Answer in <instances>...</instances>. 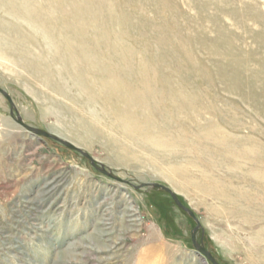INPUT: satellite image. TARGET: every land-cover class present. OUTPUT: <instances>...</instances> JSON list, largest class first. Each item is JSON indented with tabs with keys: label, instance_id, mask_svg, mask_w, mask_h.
<instances>
[{
	"label": "rangeland",
	"instance_id": "obj_1",
	"mask_svg": "<svg viewBox=\"0 0 264 264\" xmlns=\"http://www.w3.org/2000/svg\"><path fill=\"white\" fill-rule=\"evenodd\" d=\"M149 1L151 0H136V2H138L137 7L140 8L142 4L141 9L144 7V12L140 9H138L139 11L135 10V13L133 12L134 17L131 18V21H133L131 26L132 30L130 29L126 36L127 41L133 45L149 42L154 46L152 50L148 49L149 53H157L159 56H161V54L162 56H172V54H170L171 52H165L161 47H158V41L160 37L164 36L163 33L165 34V32L170 38L172 36L175 37L171 38L172 41L174 40V43H186L188 47L185 46L186 48L183 49L185 52H190L192 50L193 53H191L192 51L190 53L196 58L194 61L193 55H190L191 61L189 62L190 65H188L190 67L200 66V63L204 64V62L206 63L207 61L206 65L209 66L210 77L214 83L211 85L205 83L209 88L203 85L205 88H203V90L208 94L210 93V98H219V103L217 102V105L224 109L226 106L227 113H231L230 115L232 117L239 116L237 118L242 122V127L238 130L227 123L218 121L215 115L216 120L222 127L219 128L225 130V134L230 133L229 137L232 139L238 136V138L243 136L245 138V134H247V137L253 136L258 139L257 141L262 143L264 137V107H262L264 105V91H261L264 90V14H262V11H264V0ZM167 1H171L174 7L169 8L168 6H163ZM17 2H19L20 6L24 4H22V2H24L23 0H17ZM32 2L34 3V1ZM222 5H224V7ZM34 6L37 9H41V6L45 7L43 2L41 3L40 1H35ZM128 6H130V4ZM149 6L150 8L147 10ZM252 6L255 8L253 9ZM1 8L2 7H0V14L3 17L0 15V25L16 26V30H20V32L22 30L24 35L28 37L31 36L30 38L33 40L38 39V41H42L47 39L50 32L37 31L34 23L28 18L30 16H28L29 13L27 11H25L26 13L24 12L22 17L17 16L16 18V15ZM130 9L131 11L134 10L129 7V11ZM168 9H170L171 12ZM158 10L161 11L159 12ZM221 10H223V12ZM238 10L239 13H241L240 15L243 16L245 14L246 17L244 15L245 18H240ZM1 12L4 13L2 14ZM138 12L142 14L140 15ZM144 14L145 16H143ZM169 14H172L171 17H169ZM173 16H176L178 21L175 20ZM200 16L204 18H200ZM205 16L208 20L205 19ZM165 17L166 19L169 17L168 21H165ZM259 17L263 19H261L263 22ZM172 20H174L173 22H177V25H174ZM164 21L165 24H163ZM208 21H210V23ZM169 22H172L170 24L171 26ZM137 23H140L143 25L142 27L145 28V37L139 36L138 26L136 28ZM147 23L148 25L146 26ZM200 23H203L201 27ZM198 24L200 25L198 26ZM150 26L152 28L151 31ZM208 27L211 32H208ZM234 28L238 30L236 31ZM164 29H166V31ZM195 29L198 30V32ZM239 29L240 32H238ZM160 30L162 31L160 32ZM168 30L169 32H167ZM27 31L30 32L28 35L26 34ZM231 32L232 34L230 35ZM132 33H134V35ZM234 33L237 37L241 35L237 38ZM222 34H224V37L221 36ZM253 35L256 36L254 37ZM192 36H196V38L194 39ZM139 37H141V39H146L141 41ZM255 38L259 40L260 43L257 42ZM228 39L230 42L227 41ZM242 39L244 40L242 41ZM187 40L188 42H186ZM202 40L209 46L204 43H202V45ZM189 41H191V43ZM193 42L196 47L193 46ZM149 43H147V45ZM199 43L202 48L198 45ZM0 47L2 48V46ZM192 47H195V49L193 50ZM36 48L37 50L40 49L43 51H56V48L53 46L47 49L46 46L39 47V45H37ZM207 48L209 49L207 50ZM168 49L170 48L168 47ZM230 49H232L231 52ZM212 50H214V55H212ZM219 52L223 54L221 53L220 55ZM8 54L14 57L11 53ZM27 57L30 58L28 55ZM238 57L243 58L239 60ZM199 59L201 60L199 61ZM258 59H260V61ZM197 60L199 61L198 63H196ZM245 62L247 63L246 66ZM216 64L221 66H217ZM231 65L233 68L229 67ZM228 69L230 71H228ZM211 72L213 73L211 74ZM261 72H263V76L260 74ZM214 74L216 75L214 76ZM225 75H227L226 78H224ZM236 76L238 77L235 80ZM261 77H263V80ZM222 78L224 79L222 80ZM223 81L226 82L223 83ZM227 82L228 84H226ZM0 86L10 94L17 111L27 124L49 132L51 129L57 133L53 134L59 136L58 133H60L62 134V138L64 137L63 139L72 143L73 141L71 140L79 139L78 141H80L84 139V141H80L86 145L81 147L84 151L99 162L100 166L105 167L117 177L127 181L120 182L108 177L93 166L91 161L80 152L56 140L38 136L26 130L18 124L15 119V109L12 108L9 100L0 92V264H213L205 256L197 252L193 245L192 231L197 226L195 219L180 208L168 192L153 187L137 188L142 183H160L169 187L180 201L195 213L201 223V228L196 235L197 241L202 243L206 249L213 254L219 264H262V262L264 264V242L262 243V241H264V239H262L264 238V216H255V218H252L253 221L246 222L235 215L229 214V212H231L230 210H232L231 208L234 207L238 209L241 207L239 205L241 203L237 206L236 204L230 203L225 205L218 199L213 200L211 197L205 195L202 190L198 189V185H196L198 182L196 181H200L198 178H200V176L202 178V172H205V170L203 171L202 167L194 166L191 160V153L187 155V152H185L188 150H192L193 153L199 151L196 150L197 147L195 148L196 144L194 139H190L189 141L186 140L185 148H181L180 144H176L177 147H175L172 141V144L169 142L171 145L169 143L166 144V141L160 139L158 135L149 138V140L142 137L138 138L139 140L137 138H133L135 139L133 140L129 135L128 138L125 137L127 135H123V130L116 135L125 140L123 144H126L124 146L128 148H125L123 145L120 146V144L116 145L115 142H113V144L110 140L112 134L106 131L107 137H103L101 134L99 137H95V139H89L84 134L83 128L84 126L87 127V125L89 127L94 125V119L91 118V115L81 112L82 110L79 104L71 101L61 93L48 88L41 80L31 75V73L27 71V68L18 63L15 58H10L8 55L3 56L2 52H0ZM238 86L241 87L242 90ZM229 87L233 88L230 92H228ZM250 87L253 89H250ZM244 89L246 91H244ZM249 90L251 91L249 92ZM225 92L228 93L226 94ZM243 92H245V94H243ZM228 94L231 95L232 98ZM228 98L229 100H227ZM233 101L236 102L234 104L237 107H235ZM221 103L225 106L223 104L221 105ZM256 107L257 109H255ZM95 110L101 111L99 106H96ZM236 110L239 111V113ZM13 112L14 116L12 115ZM80 123H82V125H79ZM95 127L101 131L104 128L101 124H95ZM69 136H71V138ZM59 137H61V135ZM143 142H145L146 145L149 143V147ZM164 143L168 148H165ZM187 144H189V146ZM161 145H163L164 148ZM246 147L250 148L249 146ZM262 147L264 148L263 143ZM239 148V150H243V152L249 150H244L245 146L243 148L241 144ZM123 149H125V151H123ZM176 149H179L180 152ZM161 150L163 152H161ZM173 152L177 156L173 154ZM126 154L128 158L124 157ZM178 154L180 156H178ZM195 155L202 158L199 152ZM181 156H183L184 159H182ZM224 156H226L225 159L233 158L229 153L223 155V157ZM180 159L184 162L182 160L180 162ZM215 160L217 161V159ZM247 163V161H243L240 158H238L236 162L235 158H233L232 164H227L225 161V165L224 163L222 165L224 166L223 169L220 166L221 168L216 167L215 169L212 167V170L218 176H221V179H228V173H232L234 169L236 172L234 171L233 174L240 172L239 174L242 176H246L257 183H263L264 177L262 172L257 171L256 173L258 176H256L255 172L249 171V163ZM180 164H183L182 166L188 170L184 169ZM167 165L170 168L167 167ZM177 166L181 169L177 170L176 173L178 174L174 173L175 170L174 172L172 171L174 168H177ZM171 168L173 169L171 170ZM168 170L171 172L169 173ZM218 170H220L219 172H222L223 175L219 173ZM181 171L185 173H181ZM188 171H191L192 174ZM181 175H186V177L181 178ZM179 179H184L186 181ZM231 180H234V178L232 177ZM186 182L187 184L184 185ZM239 190L243 193H248L251 198L258 200L260 204L263 203L262 201L264 199L262 198H264V194L262 195V191L259 192L255 189H249L248 186H239ZM259 199H261V201ZM217 205L222 209L225 208L222 210ZM260 208L262 209H259V212H263L262 214L264 215V204L260 206ZM248 209L249 208H246L243 213L250 212ZM231 217L232 219H230ZM253 225H255L254 228ZM257 225L261 226L258 227ZM259 236L262 237L258 239Z\"/></svg>",
	"mask_w": 264,
	"mask_h": 264
},
{
	"label": "bare ground",
	"instance_id": "obj_2",
	"mask_svg": "<svg viewBox=\"0 0 264 264\" xmlns=\"http://www.w3.org/2000/svg\"><path fill=\"white\" fill-rule=\"evenodd\" d=\"M23 1L24 2H22V4L23 3L24 4L20 6L19 5L20 1L17 2V0H0V7H2L1 9L4 8L7 11L16 15V18H17V16L22 17L24 15V12L27 11L29 13L28 16H30L28 18L34 23L36 30L37 31H43V32L48 31V32H50V34L48 35L47 39H44L42 41H38L37 38H36L37 40H33L30 38L31 36L28 37V36L24 35L22 30H21L22 33L20 32V30H16L15 25H14L15 27H13L10 25L6 26L4 24H1L0 25V36L2 38L0 37V46H2V48L0 47L1 48L0 52H2L3 56L8 55V57H10V58H15L18 63L22 64L23 67L25 66L27 68V71H29L31 73V75H33L34 77L41 80L44 85H46L48 88L53 89L56 92H59L62 95L68 97L71 101L76 102L77 104H79V106L82 110L81 112H85V113L91 115V118L94 119L93 120L94 125H92L90 127L87 125V127L84 126V128H83L84 134L86 135L87 138H89V139L94 138L95 139V137H99V135H101V134L103 137H107L108 135L106 134V132H110L113 135V136L111 135V137H110L111 142L112 143L115 142L116 145L120 144V146H122V145L124 146V145H126V144H123L125 142V140L121 139V137L116 135L118 132H121L123 130L122 133H124L123 135H127V136H125L127 138L129 135L130 138H132V139L133 138L138 139V138L142 137V138L149 140V138H153L155 135H158L160 139L166 141L165 142L166 144L169 142L171 143V141H172L175 144V147H177V145L180 144L181 148H183V147L185 148L186 140L189 141L190 139H194L196 145L200 144V145H198L199 147L195 145V148L197 147L196 150H199L198 152L202 155V158L195 155L198 153L197 151L196 152L194 151L195 153H193L192 150L189 151L188 149H186L188 151H185V152H187L186 153L187 155H190L189 153H191V158H192L191 160H192V164L194 166L202 167L203 171L205 170V172H202L203 173L202 178H201V176H200V178H198V179H200V181H196V182H198V184H196V185H198V189L202 190V192H204L205 195L211 197L213 200L218 199L220 202H222V204L224 203L225 205H227V203H230V204H234V205L236 204V206H237L239 203H241V204H239L241 207H239L238 209L234 208V207H233L234 209L231 208L232 210H230L231 212H229V214H232L233 216L235 215V216L241 218L242 220H244L246 222L247 221H253L252 218H255V216L256 217L258 215L264 216L262 214L263 212H259V209L260 210L262 209V208H260V206H263L264 200L262 201L263 203L260 204V202L258 200L251 198L248 193H243L239 190V186H242V187L248 186L249 189H255L259 192L262 191V195H263L264 194V182L263 183H257L254 180L247 178L246 176H242L241 174H239L240 172H238V171H237L238 173L233 174V172L235 171L234 169H233L232 173H228V171H227L228 179L225 177L227 180L221 179V176H218L212 170V167H213V169H215L216 167H220V166L223 169L224 166H222V165H223V163L225 165V161L227 164H232L233 158H235L236 162H237V159L240 158L243 161L245 160L249 163L248 169L250 172L251 171L255 172V173L257 171L262 172V175L264 177V148L262 147V143L264 145V137H263V142L261 143V142L257 141L258 139L254 138L253 136L247 137L248 136L247 134H245L246 135L245 138H244V136L241 138H238L239 137L238 136L237 138L233 137V139H232L229 137L230 133L229 134L224 133L225 130L221 129L222 128L221 124L218 121L227 123V124L231 125L232 127H234L235 129H238V130L241 129L242 122H241V120H239L237 118L239 116H233L232 117L230 115L231 113L228 114L226 111V106L223 103H221V105L223 104L225 106V109L223 107L217 105L219 103V101H218L219 98H217V99L210 98L209 97L210 93L208 94L203 90V88H204L203 85H205V83H208L209 85L214 83L210 77L209 66L206 65L207 61H206V63L204 62V64L200 63V66L190 67L189 62L191 61L190 59H191V56L193 55L191 53H193V51L191 50L192 51V52L190 51L191 53L185 52L184 49L186 48L185 46H187L186 43L181 42V40H180L181 43H178V44H177V42L174 43L173 42L174 40L172 41L171 38H175V37H173L171 34L172 37L170 38V36L168 34H166V32H165V34L162 32L164 36L160 37V40L158 41V44H159L158 47H161L165 52L166 51L171 52L170 54H172V56L171 55L170 56H168V55L162 56L161 53H160L161 56H159L156 52H155L156 54H150L148 49L152 50L154 46L151 45L149 42H147V43H149L147 45V43L143 44V43H140L138 40L140 45L139 44L138 45L130 44L126 39V36L128 35L129 30L132 28L131 26L133 24V21H131V18L134 17L133 12L135 10H138V9H140L144 12V7H143V9H141L142 4L140 5L141 6L140 8L137 7L138 2H136V0H23ZM32 1H34V3ZM35 1H38V2L40 1L41 3L43 2V5L45 7L41 6V9H37L34 6ZM151 1H149V2H151ZM156 3H157V1H156ZM129 4H130V6H128ZM133 4L135 5V7ZM207 4H208V2H207ZM143 5H144V2H143ZM224 5H222V6L224 7ZM252 5H253V2H252ZM163 6H168L169 8H172V7H174V4L171 1H167L165 3V5L163 4ZM218 6H220V5H218ZM129 7L133 8L134 10L131 11V9H130V11H129ZM45 8H47V9H45ZM148 8H150V6L147 7V10H148ZM248 8H250V7H248ZM254 8L255 7H253V9ZM162 9H163V7H162ZM256 9H259V8H256ZM168 10H170V9H168ZM219 10H220V8H219ZM221 11L223 12V10H221ZM163 12H161V13L164 14ZM170 12H171V10H170ZM224 12H225V10H224ZM257 12H258V10H257ZM262 12H263L262 14H264V11H262ZM156 13H158V12H156ZM238 13H239V10H238ZM250 13H251V11H250ZM145 14L143 16H145ZM172 14H173V12H172ZM240 14L241 13H239L240 18L246 17L245 14H244L245 17H244V15L242 16ZM259 14H261V13H259ZM171 15L169 17H171ZM175 15H178V14H175ZM214 15H215V12H214ZM135 16H137V15H135ZM179 16L181 17L180 14H179ZM1 17H3V16L1 15ZM166 17H165V19H166ZM169 17L165 21H168ZM173 17L175 20H177L176 16H173ZM198 17H199V15H198ZM201 17L204 18L203 16H200V18ZM250 17H251V15H250ZM259 18H260V20L262 19L261 17H259ZM205 19H207V17ZM195 20H196V18H195ZM165 21H164V23L163 22L162 23L165 24ZM173 21L174 20H172V22ZM5 22H6V20H5ZM208 22L210 23V21H208ZM217 22H218V20H217ZM171 23L169 22V25ZM173 23H174V25L175 24L177 25V22H173ZM200 24H198V26ZM202 24L200 25V27L202 26ZM263 24H264V22H263ZM147 25H148V23L146 24V26ZM174 25H172V26H174ZM137 26H138L139 36L145 37V31H144L145 28L142 27L143 25H141L140 23H137L136 28H137ZM230 27H233V26H230ZM167 28H169V27H167ZM148 29H149V26H148ZM151 29L152 28L150 26V31H151ZM216 29H218V28H216ZM164 30L166 31V29H164ZM208 30H209V27H208ZM225 30H226V26H225ZM161 31L162 30H160V32ZM196 31L198 32V30H196ZM214 31H215V29H214ZM167 32H169V30ZM208 32H211V31L209 30ZM232 32L230 33V35L232 34ZM238 32H240V29ZM24 33H26V32H24ZM29 33L30 32L27 31L26 34L28 35ZM32 33H34V32H32ZM227 33H228V31H227ZM35 34H36V32H35ZM132 34L134 35V33H132ZM223 35L224 34H222L221 36L224 37ZM228 36H229V34H228ZM239 36L237 37V35H236L235 37L239 38ZM253 36L255 37L256 35H253ZM141 37H139V39L141 41L146 39V38L141 39ZM192 37L194 39L196 38V36L195 37L192 36ZM188 39H189V37H188ZM190 39H191V37H190ZM210 39H211V37H210ZM230 39H232V38H230ZM234 39H236V38H234ZM217 40H218V38H217ZM243 40L244 39H242V41ZM202 41L203 42H201V44L204 43V40H202ZM227 41L230 42L229 39ZM240 41H241V39H240ZM186 42H188V40ZM189 42L191 43V41H189ZM225 42H226V40H225ZM257 42H259V40H257ZM193 44H194V42H193ZM201 44L199 43L198 45L201 46ZM204 44H207V43L205 42ZM37 45H39V47L46 46L47 49H49L53 46L56 48V51H46V50L43 51L40 49L37 50V48H36ZM133 46H135L136 48ZM193 46H195V44ZM207 46H209V45L207 44ZM220 46H217V47H220ZM227 46H228V44H227ZM168 47L170 49H168ZM195 47L194 48L192 47L193 50L195 49ZM137 48H139V49H137ZM201 48H202V46H201ZM232 48H233V45H232ZM208 49L209 48H207V50ZM234 50H235V48H234ZM212 51H213V54L212 53L211 54L214 55V50H212ZM231 51H232V49H230V52ZM8 53H11L14 57L9 56ZM216 53H217V51H216ZM221 53H220V55H221ZM238 53H237V55H238ZM226 54H228V53H226ZM27 55L30 56V58L27 57ZM204 55H205V53H204ZM242 55H243V53H242ZM226 56H228V55H226ZM231 56H233V55H231ZM193 57H194V55H193ZM193 57H192V59H193ZM222 57H223V55H222ZM222 57H221V59H222ZM243 57H241V58H243ZM248 57H246V58H248ZM241 58L238 57L239 60H241ZM193 60L195 61L196 58L194 57ZM200 60L201 59H199V61ZM258 60L260 61V59H258ZM199 61L197 60L196 63H198ZM263 61H264V59H263ZM246 64L247 63L245 62V66H246ZM252 64H254V63H252ZM192 65H193V63H192ZM248 65H247V67H248ZM217 66H221V65H217ZM222 67H223V64H222ZM229 67H232V65ZM260 67H261V65H260ZM262 70H263V68H262ZM228 71H230V70L228 69ZM228 71H227V73H228ZM253 71H256V70H253ZM224 72H226V71H224ZM263 72L260 73V74H262V76H263ZM212 73L213 72H211V74ZM216 73H218V72H216ZM244 73H245V71H244ZM220 74H221V72H220ZM232 74H234V73H232ZM246 74H247V72H246ZM215 75L216 74H214V76ZM235 75H237V74H235ZM238 76H241V75H238ZM238 76L235 77V80ZM219 77H220V75H219ZM226 77H227V75L224 76V78H226ZM263 77H261V79ZM224 78H222V80ZM229 80H227V81H229ZM217 82H219V81H217ZM225 82L223 81V83H225ZM226 84H228V82ZM259 85H260V82H259ZM205 86H207V84ZM219 87L222 88L221 86H219ZM232 87H233V85H232ZM232 87L228 88V92H230L233 89ZM207 88H209V87L207 86ZM239 88L242 90L241 87H239ZM263 88H264V86H263ZM250 89H253V88L250 87ZM241 90H239V91H241ZM256 90H257V88H256ZM206 91H207V89H206ZM244 91H246V90L244 89ZM250 91L251 90H249V92ZM261 91H264V90H261ZM228 92H225V93L227 94ZM254 92H255V90H254ZM258 93H260V92H258ZM239 94H240V92H239ZM243 94H245V92H243ZM216 95H218V94H216ZM241 95H242V93H241ZM229 96L231 97V95H229ZM243 97H241V98H243ZM226 98H227V96H226ZM227 100H229V98ZM234 103H236V102L233 101V104ZM229 104H231V103H229ZM96 106H99V109L101 110L100 112L95 110ZM235 107H237V106L235 105ZM262 107H264V105ZM262 107H261V109H262ZM255 109H257V107ZM234 110H235V108H234ZM232 111H230V112H232ZM237 112L239 113V111H237ZM258 112H260V111H258ZM241 113H243V112H241ZM211 115H213V116H211ZM215 115L218 118L217 119L218 121L216 120ZM241 118H243V117H241ZM257 118H258V116H257ZM96 122H98V123H96ZM95 124H101L104 127L103 130L101 131L100 129H97V127H95ZM76 125H77V123H76ZM79 125H82V123H80ZM219 127H221V128H219ZM256 128H258V127H256ZM221 130H223V131H221ZM259 130H261V129H259ZM50 132L57 134L55 131H53L51 129H50ZM257 132H258V130H257ZM259 133H263V132H259ZM58 134H59V136L61 135V138H62V134H60V133H58ZM69 137L71 138V136H69ZM156 138H155V140H156ZM78 140L79 139L71 140V141H73V144H75L76 146H78L80 148L82 146H86L85 144L81 143L82 141H84V139L80 140L81 142ZM133 140H135V139H133ZM143 143L145 144V142H143ZM165 143H164V146H165ZM137 144H139V143H137ZM153 144H155V143H153ZM240 144H241V146H243V148L245 146L244 150L245 149H249V150H245L244 152H243V150H239ZM139 145H141V144H139ZM187 145L189 146V144H187ZM161 146H163V145H161ZM164 146H163V148H164ZM246 146H249L251 149L247 148ZM124 147L126 148L127 146H124ZM148 147H149V145H148ZM166 147L167 146H165V148ZM118 148H119V146H118ZM169 148H171V147H169ZM176 150H179V149H176ZM123 151H125V149H123ZM165 151H168V150H165ZM126 152H127V150H126ZM161 152H163V151L161 150ZM179 152H180V150H179ZM227 153L231 154L233 158L225 159L226 156L223 157V155H226ZM173 154H175V153L173 152ZM169 156H170V154H169ZM172 156H174V155H172ZM178 156H180V155L178 154ZM124 157L126 158L127 154H126V156L124 155ZM181 157H182V159H184L183 156H181ZM125 158H124V160H125ZM214 158L217 159V161ZM120 159H122V158H120ZM182 159H180V162ZM169 161H172V160H169ZM222 161H224V162H222ZM218 162H220V163H218ZM177 163H178V161H177ZM178 166H177V168H174V169L171 168V170L173 169L172 170L173 172L175 170L174 173H176L177 170L180 169V168H178ZM190 166H192V165H190ZM167 167H169V166L167 165ZM183 168L186 169L185 167H183ZM228 168H225V169H228ZM222 169H220V170H222ZM186 170H188V169H186ZM220 170H218V172ZM191 171L190 172L188 171V172L190 174H192ZM245 171H248V170H245ZM170 172L171 171H169V173ZM173 172H172V174H173ZM182 172L183 171H181V173ZM183 173H185V172H183ZM193 173H194V171H193ZM219 173L222 174V172H219ZM176 174H178V173H176ZM186 175L185 176L181 175V178L186 177ZM196 175H197V173H196ZM199 175H200V173H199ZM256 176H258L257 173H256ZM232 177L234 178V180H231ZM187 178H188V176H187ZM179 180H182V179H179ZM186 180H184V181H186ZM187 182L184 183V185H186ZM177 186H178V184H177ZM185 187L188 188L187 186H185ZM262 199H264V198H262ZM259 200L261 201V199H259ZM245 204H246V206H245ZM218 207H220V206H218ZM214 208H216V207H214ZM246 208H249L248 210L250 212L243 213ZM134 211L137 212L136 210H134ZM225 211H223V212H225ZM218 214H219V212H218ZM221 214H223V213H221ZM226 215H224V216H226ZM230 219H232V217ZM244 221H242V222H244ZM263 224H261V225H263ZM261 225H259V226L257 225V226L260 227ZM254 226L255 225H253V228H254ZM261 230H262V227H261ZM255 236H257V235H255ZM261 237L259 236L258 239H260ZM262 239H264V238H262ZM263 242L264 241H262V243ZM137 263H138V261H137ZM262 264H263V262H262Z\"/></svg>",
	"mask_w": 264,
	"mask_h": 264
},
{
	"label": "water",
	"instance_id": "obj_3",
	"mask_svg": "<svg viewBox=\"0 0 264 264\" xmlns=\"http://www.w3.org/2000/svg\"><path fill=\"white\" fill-rule=\"evenodd\" d=\"M0 92L9 100L11 106L13 109H15L16 111V121L18 122V124H20L22 127H24L26 130L30 131L31 133L38 135V136H43V137H47V138H51L53 140H56L64 145H66L67 147L80 152L83 156L87 157L91 163L93 164V166H95L99 171H101L102 173H104L105 175H107L108 177L118 180L120 182H127L122 178L117 177L114 173L108 171L105 167L100 166L99 162H97L89 153H87L86 151H84L83 149H81L80 147L76 146L75 144H73L72 142L63 139L49 131L31 126L29 124H27L25 122V120L21 117V115L19 114V112L17 111V108L14 105V102L10 96L9 93H7V91H5L1 86H0ZM12 115L14 116V112L12 113ZM142 187H153V188H160L166 192H168L172 198L174 199V201L176 202V204L182 208L183 210H185L191 217H193L195 219V221L197 222V226L193 229L192 231V242L194 247L196 248L197 252H199L200 254H202L203 256H205L208 260H210L213 264H219L218 261L215 259V257L213 256V254L208 251L206 249V247L202 244L199 243L197 241V232L198 230L201 228V223L199 222L198 218L196 217L195 213L188 207H186L181 201L180 199L177 197V195L169 188L166 187L160 183H142L141 185H139L137 188H142Z\"/></svg>",
	"mask_w": 264,
	"mask_h": 264
}]
</instances>
